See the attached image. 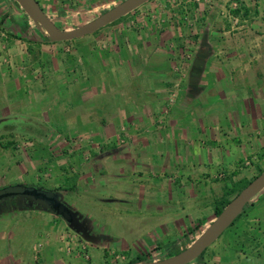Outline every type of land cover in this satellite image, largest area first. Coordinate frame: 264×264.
Segmentation results:
<instances>
[{"label": "crops", "instance_id": "1", "mask_svg": "<svg viewBox=\"0 0 264 264\" xmlns=\"http://www.w3.org/2000/svg\"><path fill=\"white\" fill-rule=\"evenodd\" d=\"M34 1L69 30L120 0ZM263 166L264 0H149L67 42L0 0V188L58 192L103 237L90 243L51 213L4 208L0 264L171 256ZM247 208L188 264H264V190Z\"/></svg>", "mask_w": 264, "mask_h": 264}, {"label": "water", "instance_id": "2", "mask_svg": "<svg viewBox=\"0 0 264 264\" xmlns=\"http://www.w3.org/2000/svg\"><path fill=\"white\" fill-rule=\"evenodd\" d=\"M25 15L44 31L53 42H67L93 34L102 27L134 11L149 0H123L92 20L69 30L58 28L34 0H14ZM264 190V170L237 193L223 210L210 222L200 235L180 252L160 260L140 261L129 264H188L196 260L231 226L244 207ZM14 199L18 208L39 209L62 219L68 228L87 242L94 243L103 237L92 233L82 216L70 208L60 193L25 184L0 188V202Z\"/></svg>", "mask_w": 264, "mask_h": 264}, {"label": "trees", "instance_id": "3", "mask_svg": "<svg viewBox=\"0 0 264 264\" xmlns=\"http://www.w3.org/2000/svg\"><path fill=\"white\" fill-rule=\"evenodd\" d=\"M263 171V169H259L257 174L255 176H253L252 178L250 179H244V180H241V181H238L236 183H234L231 188H229L225 195L223 197H221L220 199H218L215 203V206H214V211H213V215H214V218L223 210V208L229 203V201L232 199L230 198L231 195H236L237 193H239L252 179H254L257 175H259L261 172ZM250 206V202L244 207L242 213L234 220V222L231 224L230 227H232L240 218L243 214H245L246 212V209L247 207ZM229 227V228H230ZM228 228V229H229ZM227 229V230H228ZM181 250H177L175 252H173L172 254H175L177 252H179ZM204 253V252H203ZM202 253V254H203ZM202 254L197 258V259H201L202 258ZM168 256V255H167ZM146 258V256H143ZM142 259L141 257H138L136 258L135 260H131V261H128L127 263L125 264H129V263H133V262H140V261H148L146 259Z\"/></svg>", "mask_w": 264, "mask_h": 264}, {"label": "rangeland", "instance_id": "4", "mask_svg": "<svg viewBox=\"0 0 264 264\" xmlns=\"http://www.w3.org/2000/svg\"><path fill=\"white\" fill-rule=\"evenodd\" d=\"M121 1H123V0H120V1H117V3H116V5L119 3V2H121ZM109 8H112V7H109ZM107 9H105V10H103V11H101L100 13H97V14H95V15H92L91 17H89L87 20H92L93 18H95L96 16H98L99 14H101L102 12H104V11H106ZM84 23H86V22H84ZM83 23V24H84ZM77 24H80V23H77ZM56 26H59V24H56ZM74 26V25H73ZM75 26H80V25H75ZM75 28V27H74ZM263 168V170H264V166L262 167ZM257 174V172L255 173V175ZM254 175V176H255ZM253 177V176H252ZM252 177H250V178H252ZM29 184H34V183H29ZM234 197V195H231L230 196V198H233ZM248 209V208H247ZM247 209H246V211H247ZM246 213V212H245ZM48 215V214H47ZM50 215V214H49ZM52 215V214H51ZM243 216V215H242ZM242 216H241V218H242ZM214 216H213V214H212V218H213ZM240 218V219H241ZM239 219V220H240ZM243 219V218H242ZM238 222V221H237ZM236 222V223H237ZM30 220L29 219H24L23 220V222H21L20 223V228H19V230H17L19 233H20V239H24V241H27V245H29L30 243H32V241L33 240H31V238H33V236L32 235H26V236H24L23 237V232L25 231L22 227L23 226H25L26 228H28L29 226H30ZM63 223L65 224V222L63 221ZM39 225H41V223H38ZM206 228V227H205ZM231 229V227L228 229V230H226L221 236H220V238H222L229 230ZM38 238V237H37ZM219 238V239H220ZM31 241V242H30ZM35 242H36V239L34 240ZM146 241L148 242V239H146ZM218 241V240H217ZM216 241V242H217ZM30 242V243H29ZM37 242H40L39 241V239H38V241ZM216 242L215 243H213L210 247H208L205 251H204V253L202 254V257H204L205 255H207L208 253H209V251L211 250V248L213 247V245H215L216 244ZM116 247H119V245L118 244H114ZM136 248H139V245H137L136 246ZM24 249H28V246H24ZM27 250H25V252H26ZM95 251V250H94ZM96 253V252H95ZM92 255H94V253H92ZM111 257V254H110V252H109V258ZM112 257H115V254L112 252ZM168 257V256H167ZM133 258V260H135L134 259V257H132ZM141 258L142 259H144L145 257H142L141 256ZM163 258H166V256H162V259ZM147 260V259H146ZM124 263V262H123Z\"/></svg>", "mask_w": 264, "mask_h": 264}, {"label": "built area", "instance_id": "5", "mask_svg": "<svg viewBox=\"0 0 264 264\" xmlns=\"http://www.w3.org/2000/svg\"><path fill=\"white\" fill-rule=\"evenodd\" d=\"M189 58H190V56L186 57V59H189ZM174 72L178 73L180 75V77H183L182 67H175ZM177 94H178L177 90H173V91H171L169 93V97H168L169 105H173V103L176 100ZM247 165H248V163H247ZM39 248H40V245H37L35 247V251H38ZM84 258L85 259H88V255L87 254H84Z\"/></svg>", "mask_w": 264, "mask_h": 264}, {"label": "flooded vegetation", "instance_id": "6", "mask_svg": "<svg viewBox=\"0 0 264 264\" xmlns=\"http://www.w3.org/2000/svg\"><path fill=\"white\" fill-rule=\"evenodd\" d=\"M2 188V187H1ZM15 208L18 207V203L14 199H10L8 201H2L0 202V210L4 208Z\"/></svg>", "mask_w": 264, "mask_h": 264}]
</instances>
